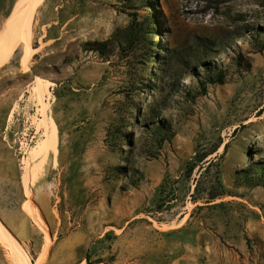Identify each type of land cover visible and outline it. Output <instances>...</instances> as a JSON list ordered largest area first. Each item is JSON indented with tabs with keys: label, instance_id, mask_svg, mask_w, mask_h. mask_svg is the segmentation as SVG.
<instances>
[{
	"label": "rangeland",
	"instance_id": "374dc122",
	"mask_svg": "<svg viewBox=\"0 0 264 264\" xmlns=\"http://www.w3.org/2000/svg\"><path fill=\"white\" fill-rule=\"evenodd\" d=\"M263 45L264 0H39L0 68V223L29 261L21 174L45 264H264Z\"/></svg>",
	"mask_w": 264,
	"mask_h": 264
},
{
	"label": "bare ground",
	"instance_id": "6f19581e",
	"mask_svg": "<svg viewBox=\"0 0 264 264\" xmlns=\"http://www.w3.org/2000/svg\"><path fill=\"white\" fill-rule=\"evenodd\" d=\"M38 1L39 0H18L15 6H13L10 14L6 17L0 32V68L5 65L6 61H9L8 59L16 45L22 42L26 34L29 33L31 29L32 13L37 6ZM23 176L26 177V174ZM31 210L32 211L28 212L37 222L40 223L45 232L44 247L35 264H44L46 258L45 253L50 243L48 238L49 234L44 225L45 223L40 218H37L35 208L34 210L31 208ZM0 243L7 249V252L11 256L10 260H12V264H34L30 263L28 256L23 252L24 250L22 251L19 248L11 234L1 225V223Z\"/></svg>",
	"mask_w": 264,
	"mask_h": 264
},
{
	"label": "crops",
	"instance_id": "0c3cea01",
	"mask_svg": "<svg viewBox=\"0 0 264 264\" xmlns=\"http://www.w3.org/2000/svg\"><path fill=\"white\" fill-rule=\"evenodd\" d=\"M48 156L49 157L50 156L51 157L53 156V150L52 149L48 151ZM21 175H20V183H21V186H22V200L19 203L18 211L24 217L25 222H28V225H30L35 232H39L40 239H41L40 240V244H39L38 251L36 252V256L33 259V262H30V263H34L35 264L36 261H37V259L40 256L39 254L42 253V250H43V247H44V243H45V241H44L45 234L44 233L45 232H44L43 227L41 225H38V223H36L37 221H35V219H33V217L23 207V204L28 200V196L25 195L24 188H23V185H22ZM39 177H40V169H37L35 178L33 179V181L35 182V186H34V190H31L32 197H30V200H31L32 204L35 207H37L39 213L41 215H45V217L48 218V215L51 214L50 213V197H49V195L47 193L46 185L45 184H41V183L38 182ZM36 224L43 231H41L40 229H38V227H37ZM48 238H49V235H48ZM50 242H51V240H50ZM49 245H50V243H49ZM49 245H48V248H49ZM48 248H47V250H48ZM0 250L1 251H5L7 249L5 247H3L1 245V243H0ZM46 253H47V251H46ZM46 253H45V256H46ZM46 261H47V259L45 258L44 264L46 263Z\"/></svg>",
	"mask_w": 264,
	"mask_h": 264
},
{
	"label": "trees",
	"instance_id": "16d2710c",
	"mask_svg": "<svg viewBox=\"0 0 264 264\" xmlns=\"http://www.w3.org/2000/svg\"><path fill=\"white\" fill-rule=\"evenodd\" d=\"M142 29L138 26L132 25L129 30H128V35H127V39L128 40H135L139 34L141 33ZM199 43L201 48L204 50V52H206L207 49H210L211 46H213V44H215L214 40L211 39H207V38H201L199 39ZM110 40H104V41H100V42H93L90 43L89 49L90 50H94L97 51L100 55H103L106 50H108V45H109ZM264 49V45L260 47V50ZM201 64L204 65L208 71V75L205 76L204 78H201L199 73H198V69L197 67H192L191 71L192 73L197 76L200 80V84L202 86L203 89H205L207 84H215V83H222L224 81V77H225V73L223 72H217L216 74H209L210 73V67L209 64L207 63V61H201ZM208 65V66H207ZM261 167L260 170L261 172H263L264 170V163H260Z\"/></svg>",
	"mask_w": 264,
	"mask_h": 264
}]
</instances>
